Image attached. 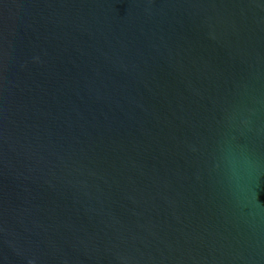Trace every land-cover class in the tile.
I'll return each mask as SVG.
<instances>
[{
	"label": "water",
	"instance_id": "1",
	"mask_svg": "<svg viewBox=\"0 0 264 264\" xmlns=\"http://www.w3.org/2000/svg\"><path fill=\"white\" fill-rule=\"evenodd\" d=\"M0 264H264V0H0Z\"/></svg>",
	"mask_w": 264,
	"mask_h": 264
}]
</instances>
